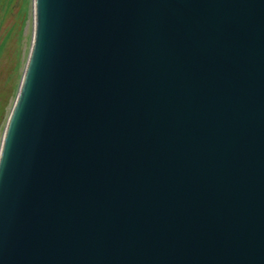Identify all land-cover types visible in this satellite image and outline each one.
Returning <instances> with one entry per match:
<instances>
[{
	"label": "water",
	"instance_id": "water-1",
	"mask_svg": "<svg viewBox=\"0 0 264 264\" xmlns=\"http://www.w3.org/2000/svg\"><path fill=\"white\" fill-rule=\"evenodd\" d=\"M32 5L0 264H264V0Z\"/></svg>",
	"mask_w": 264,
	"mask_h": 264
},
{
	"label": "rangeland",
	"instance_id": "rangeland-1",
	"mask_svg": "<svg viewBox=\"0 0 264 264\" xmlns=\"http://www.w3.org/2000/svg\"><path fill=\"white\" fill-rule=\"evenodd\" d=\"M32 31V0H0V144L25 68Z\"/></svg>",
	"mask_w": 264,
	"mask_h": 264
}]
</instances>
